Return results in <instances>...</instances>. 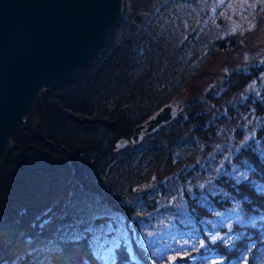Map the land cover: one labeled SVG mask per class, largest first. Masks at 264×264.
<instances>
[{"label": "trees", "instance_id": "16d2710c", "mask_svg": "<svg viewBox=\"0 0 264 264\" xmlns=\"http://www.w3.org/2000/svg\"><path fill=\"white\" fill-rule=\"evenodd\" d=\"M129 1L123 0L118 22L79 75L71 81L46 87L32 110L58 121L73 118L83 125H98L112 139L91 141L88 147L91 146L94 157L84 161L81 149L67 147L64 142L54 140L53 134L43 135L27 118L11 137L0 166V226L3 227L0 263L17 242L13 238L6 242L4 237L19 233L18 227L39 220L33 218L31 207L16 216L5 211L16 199L13 188L15 185L20 188L25 176H32L40 169L45 170V184L50 173L64 165L71 172V181L82 191L77 221H82L80 218H85V213L93 214L90 222L79 224L80 230L91 227L93 231L78 242H65L61 239L64 235L61 229L73 223L66 215L60 219V227L54 230L49 246L21 255L14 264H104L96 254L95 242L114 239L119 247L112 252L111 264H153V261L170 264L171 256L176 257L171 264H212L220 257L226 258L224 264H264V83L240 102L226 104L223 111L212 115L198 102L183 101L180 90L171 97L178 95L182 102L171 122L145 135L137 144L128 142L127 146L117 148L115 143L119 139H127L136 124L171 99L161 103L181 77L180 70L167 68L157 58L159 28L166 23L167 7L172 5L168 12L176 11L177 0L159 6L141 26H134ZM179 4L173 20L179 18L182 6ZM190 37L188 34L186 40ZM221 46L218 48L222 49ZM262 74L264 59L230 74L212 87L214 91L210 88L204 99L216 106L220 100L242 91L248 83L258 81ZM59 89L60 99H53V92ZM235 118H240V124L231 128ZM178 123L181 129L190 126L185 139L170 138L175 133L172 126ZM113 137H118L114 143ZM24 151L36 155L40 164L29 166ZM98 152H109L111 157L118 154V162L110 165L109 158L102 163ZM195 152L198 159L191 162L189 159ZM164 155L169 161L175 157V164L186 163L149 190L135 192L133 186ZM120 163L124 168H120ZM31 194L37 196L35 192ZM43 196L39 199L41 204L47 202L48 197ZM11 223L17 227L15 232L11 231ZM149 232L165 238L151 250L141 247L142 240L152 239L147 237ZM170 232L190 240L184 246L191 252L190 257L183 256V249L175 244L176 251L168 250L163 257L153 255L164 244L173 243L166 238ZM217 232L231 236L235 246L231 242L227 246L222 242L213 244L208 235ZM201 238L206 247L192 251L194 246L199 248Z\"/></svg>", "mask_w": 264, "mask_h": 264}, {"label": "rangeland", "instance_id": "374dc122", "mask_svg": "<svg viewBox=\"0 0 264 264\" xmlns=\"http://www.w3.org/2000/svg\"><path fill=\"white\" fill-rule=\"evenodd\" d=\"M168 1L172 0H130L129 8L134 26L145 24L148 15L153 14L159 6ZM178 1L182 4L181 11L179 18L173 20L180 6ZM175 3H177L176 11L168 12L172 9V5L168 6L169 8L167 7L165 11L166 23L159 28L160 44L157 47V58H161L163 64L168 66L167 68L180 70L181 77L162 97L161 103L168 101L182 90L183 101L198 102L204 106V110L209 115H212L223 111L224 105L236 104L249 92H256L257 88L264 83V74L259 75L258 81L248 83L242 91L220 100L221 102L216 106L210 105L204 99L205 93L210 88L223 82L230 74L244 70L249 64L264 59V0H177ZM250 25H252L251 28ZM188 34L191 37L186 40ZM226 36L231 37L225 39ZM220 42L222 49L218 48V45H221ZM60 92V89L53 92L52 98L59 100ZM27 119L43 135L53 134L54 140L64 142L67 147L81 149L84 153V161L94 157L91 146L88 147L91 141L112 139L108 134L103 133L97 127L98 125H83L78 119L58 121L40 112H32ZM237 124H240V118H235L230 127L233 128ZM189 129L190 126L187 129H181L179 123L174 124L172 130L175 133H172L170 138L185 139ZM117 139L118 137H113V143ZM98 153L102 163L109 158L110 165L118 162V154L111 157L109 152ZM23 154L29 166L40 164L38 157L30 151H24ZM173 156L177 154L173 152ZM174 158L169 161L164 155L161 161L157 159L145 178L133 186L134 191H147L179 171L186 162L175 164L174 160L177 161V159ZM197 159L198 155L195 152L189 160L195 162ZM120 168H124V164H121ZM43 170L40 169L32 176H25L26 178L19 183L20 188L17 185H15L16 189L13 188L16 199L12 200L5 211L11 216H16L26 207H31L33 218L39 220L37 227V222L32 221L23 228L18 227L19 233L4 237L6 242H9L8 238H13L17 242L8 252L9 256L1 260L0 264H14L21 255L49 246L55 236L54 230L60 227V219L66 215L70 217L71 222H77L76 214L81 211L78 205L83 200L79 197L82 196V191L75 182L71 181L70 170L64 165L57 166L56 171L50 173L45 184ZM30 192H35L37 196L30 195ZM45 194L48 197L47 202L41 204L39 199ZM83 215L85 218L82 216L80 219L82 223H87L91 221L93 214ZM10 227L12 232L17 229L12 223ZM2 230L3 227L0 226V233Z\"/></svg>", "mask_w": 264, "mask_h": 264}, {"label": "water", "instance_id": "95a60500", "mask_svg": "<svg viewBox=\"0 0 264 264\" xmlns=\"http://www.w3.org/2000/svg\"><path fill=\"white\" fill-rule=\"evenodd\" d=\"M122 8L123 0H0V166L15 129L42 91L79 75ZM181 106L175 95L116 147L139 143L171 122Z\"/></svg>", "mask_w": 264, "mask_h": 264}, {"label": "snow or ice", "instance_id": "6c2138e0", "mask_svg": "<svg viewBox=\"0 0 264 264\" xmlns=\"http://www.w3.org/2000/svg\"><path fill=\"white\" fill-rule=\"evenodd\" d=\"M251 27L252 25H250V28ZM233 31H235V29H233ZM237 182H239V179L237 180ZM200 187L203 188L204 185H201ZM217 215H219V213ZM45 223H48V222L45 221ZM80 223H82V221H77L72 224L63 226L61 231L64 232V235L61 237V239L67 243L78 242L80 240L85 239L86 234L90 231H93V229L89 227V228H85L84 231H81L79 227ZM229 231H231V226H229ZM147 237H151L152 239L142 240L141 247L145 249H149V250L152 249L155 243L165 239L164 237H155L154 234L151 232L147 233ZM166 238L171 240L173 243L164 244L161 250L153 252L154 256L163 257L164 253L168 250L176 251V248L173 247V244L177 245L180 249H183V256H189V257L191 256V252L188 251V249L184 248L185 245H188L190 243L189 239H184L183 236L180 234L173 235L171 232L166 234ZM208 238L211 240L213 244L217 242H222L224 245L227 246L231 242L232 246L233 247L235 246V241L233 240L231 236L227 234H225V236H221L220 233L217 232L215 234H209ZM236 239H240V237H236ZM198 244H199V248L194 246L192 248V251H199L200 248L206 247V243L203 238L199 239ZM117 247H119V243L115 239L112 241L105 240L103 243H99L98 241L95 242L96 254L98 258H100L104 262V264H111L112 252ZM168 259L171 264V261H174L176 257L171 256V257H168ZM225 259H226L225 257H220L219 259L214 260L212 264H224ZM153 264H155V261H153Z\"/></svg>", "mask_w": 264, "mask_h": 264}]
</instances>
